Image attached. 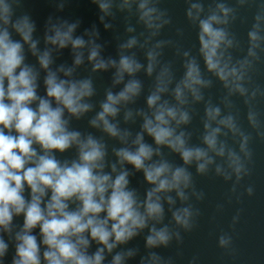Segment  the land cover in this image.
Here are the masks:
<instances>
[{
  "label": "clouds",
  "instance_id": "clouds-1",
  "mask_svg": "<svg viewBox=\"0 0 264 264\" xmlns=\"http://www.w3.org/2000/svg\"><path fill=\"white\" fill-rule=\"evenodd\" d=\"M132 2L123 0L121 8L129 7ZM93 3L102 13L109 14L111 3L104 0H93ZM149 4L150 0H139L138 11L140 19L152 28L156 9ZM217 8L225 19L215 13L199 19V52L208 72L214 73L225 86L232 79L233 90L244 95L247 90L241 83L242 70L250 61L245 58L237 67L230 57L225 59L222 45L230 47L232 42L217 25L227 23L231 9L222 3ZM202 11L203 6L194 3L187 15L198 19ZM255 19L257 23L248 33L251 57H257L255 49L264 39L259 34L260 16ZM76 28V23L66 21L59 26L52 25L51 34H45V44L57 49L70 45L75 52L74 65L79 66L83 62L79 50L86 46V41L73 35ZM34 31L35 23L27 14L15 16L12 6L0 0V264H4L10 245L14 249L10 264H126L139 254V249L126 246L145 229L148 234L144 237V247L148 251L140 256L138 264H162V257L152 249L168 247L173 238L168 225L157 227L164 220V202L176 203L170 195L173 192L180 201L188 199L185 189L191 184V173L184 166H173L166 159L153 157H161L162 147H167L180 156L184 165L195 163L197 172L202 174L214 163L210 152L219 157L226 155V145L218 140L221 127H212L211 123L220 116L218 107L208 106L205 110L208 122L204 124L203 144L206 148L189 146L185 133L177 132L180 125L189 123V114L183 110L187 95L199 101L202 99L200 88L207 86L199 63L192 59L186 64L184 77L172 90L175 104L162 99L171 83L170 78L168 82L163 78L166 71L157 78L156 88L146 100L150 114L138 113L143 117L142 131L136 134L131 146L114 148L116 162L109 164L107 145L101 139L83 135L69 126L71 118L80 119L92 109L86 102L94 94L92 81L71 79L74 67L61 65L53 70L51 51L38 50ZM135 44L133 38L122 47L131 48ZM25 45L45 72L43 96L38 94L40 72L26 63ZM99 56V45L92 44L88 60L93 62V71L115 67L114 84L123 82L125 74L133 77L142 67L131 56L121 55L118 64ZM155 58L152 52L148 53L149 75ZM140 91L141 83L136 79H129L117 93L107 91L101 110L90 120V125L128 145L131 133L122 131L112 120L119 114L120 106L132 102ZM131 117L132 112L127 111L125 121ZM248 118L256 126V114L249 113ZM218 124L233 133L238 131L232 116L220 119ZM145 134L152 138L155 148L145 142ZM247 140L244 136L240 152L250 156ZM73 148L75 158H58L57 154ZM125 165L142 172L150 185L143 199L135 189L129 188L130 172ZM227 165L237 181L247 174L241 156L234 150H227ZM216 171L220 173L221 168L218 166ZM225 179H231V175L225 174ZM246 191L249 195L253 192L251 187ZM171 215L179 228H192L190 207L177 208ZM17 218H22V223ZM175 235L179 239V232ZM218 243L226 248L231 237L223 234Z\"/></svg>",
  "mask_w": 264,
  "mask_h": 264
},
{
  "label": "water",
  "instance_id": "water-1",
  "mask_svg": "<svg viewBox=\"0 0 264 264\" xmlns=\"http://www.w3.org/2000/svg\"><path fill=\"white\" fill-rule=\"evenodd\" d=\"M15 13V16L27 14L35 23L33 39L38 41L37 48L43 51L50 49L55 70L61 65L65 68L74 67L71 79L92 81L94 94L86 98L92 109L80 119L71 118L70 129L80 131L83 135L91 134L101 139L107 145L106 160L109 164L116 162L113 149L131 146L138 132L142 131L143 117L139 112L150 114L147 107V97L155 90L157 78L166 71L163 78L171 83L169 91L162 94L163 100L171 104L176 101L172 95L175 84L178 83L186 72V64L195 59L200 66L203 79L207 86L200 88L202 99L194 100L187 95V103L183 110L189 114V123L182 124L177 132L185 133L189 146L206 148L203 144L205 134L204 124L207 121L206 108L208 106L220 108L217 121H212V127H221L218 137L220 143L226 145L225 157H213L214 163L209 165L205 173H198L196 165H184L180 156L167 147H162V156H154V160L166 159L173 166H184L191 173V184L185 189L186 201H180L175 192L170 193L176 201L174 205L164 202L165 216L161 225H168L173 232V238L168 247L152 249L162 257V264H264V39L255 49L257 57L248 55L251 47L248 37L249 31L257 23L256 17L260 16L259 34L264 37V0H150V7L156 12L153 15V27L148 28L140 19L138 11L139 0H133L129 7L121 8L123 0H104L111 3L109 14L102 13L93 0H6ZM201 4L203 11L198 19L189 18L187 15L191 4ZM224 4L231 9L226 17L227 23L217 25L227 33L231 46L222 45L225 59L231 58V63L239 67L240 61L245 58L250 64L242 70L244 79L241 81L247 90L244 95L234 91V81L229 80L228 86L211 72H208L199 52V19L207 18L212 13L225 19L223 13L217 8ZM103 16V20L100 17ZM197 13L193 10V17ZM76 23L74 36L82 37L86 46L79 50L82 52V63L74 65L75 52L71 46L57 49L55 46L45 44V34H51L52 25H61L63 22ZM108 25V27H105ZM159 25V27H156ZM15 39H19L15 36ZM135 39L136 44L131 48H123L130 39ZM91 42V43H89ZM92 44L99 45V58L104 61L114 60L119 62L121 55L133 57L141 64V69L133 77L127 74L123 82L114 84L116 68L109 66L106 70L93 71V62L88 60ZM155 55L153 72L147 73L149 64L148 53ZM187 53V55H185ZM26 63L34 65L40 72L38 79V94H45L43 79L45 72L39 68L35 56L28 51L25 45ZM62 78L63 74H60ZM129 79H136L141 83L140 94L132 102L120 106V112L112 122L116 123L123 131L131 133L128 145L122 144L118 139L109 137L101 129L90 125L99 112L100 104L106 99L107 91L117 93L121 91ZM255 93V94H254ZM132 112V117L125 121V113ZM249 113L256 114L257 124L253 126L249 121ZM232 116L238 131L218 124L224 117ZM112 119V118H110ZM244 136L248 137L246 150L251 153L246 156L240 152V144ZM146 143L154 144L151 137L144 136ZM234 150L241 156L247 169L243 179L237 181L235 174L227 165V150ZM58 158H75V149L65 154H57ZM221 168L217 173L216 168ZM130 172L129 188L135 189L143 199L145 191L150 187L143 177L142 172H137L131 165H125ZM119 168V166H118ZM110 171V168H106ZM225 174H230L231 179H225ZM251 187V195L246 191ZM180 207H190L193 211L192 228L185 230L175 225L171 212ZM236 218V219H234ZM22 223V218H17ZM38 232V230H37ZM179 232V239L175 235ZM147 229L135 238L126 247L139 249V254L126 264H138L140 256L146 255L144 237ZM227 234L231 243L226 248H221L218 239ZM5 240L8 237L5 236ZM14 249L10 250L4 264H10Z\"/></svg>",
  "mask_w": 264,
  "mask_h": 264
}]
</instances>
